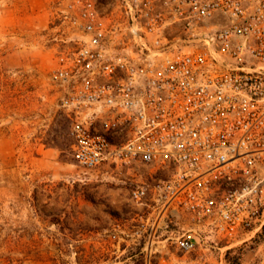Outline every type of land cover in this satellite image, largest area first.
<instances>
[{"label": "built area", "instance_id": "built-area-1", "mask_svg": "<svg viewBox=\"0 0 264 264\" xmlns=\"http://www.w3.org/2000/svg\"><path fill=\"white\" fill-rule=\"evenodd\" d=\"M79 3L52 76L76 163L151 170L131 193L151 242L263 224L264 0Z\"/></svg>", "mask_w": 264, "mask_h": 264}, {"label": "rangeland", "instance_id": "rangeland-1", "mask_svg": "<svg viewBox=\"0 0 264 264\" xmlns=\"http://www.w3.org/2000/svg\"><path fill=\"white\" fill-rule=\"evenodd\" d=\"M86 1L0 0V264H264V223L185 253L141 228L150 169L76 163L52 76Z\"/></svg>", "mask_w": 264, "mask_h": 264}, {"label": "trees", "instance_id": "trees-1", "mask_svg": "<svg viewBox=\"0 0 264 264\" xmlns=\"http://www.w3.org/2000/svg\"><path fill=\"white\" fill-rule=\"evenodd\" d=\"M0 209H1V204H0Z\"/></svg>", "mask_w": 264, "mask_h": 264}]
</instances>
